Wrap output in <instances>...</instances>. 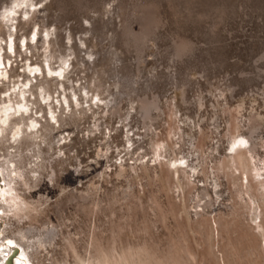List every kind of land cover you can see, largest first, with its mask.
<instances>
[{
  "label": "rangeland",
  "instance_id": "obj_1",
  "mask_svg": "<svg viewBox=\"0 0 264 264\" xmlns=\"http://www.w3.org/2000/svg\"><path fill=\"white\" fill-rule=\"evenodd\" d=\"M10 258L264 264V0H0Z\"/></svg>",
  "mask_w": 264,
  "mask_h": 264
},
{
  "label": "clouds",
  "instance_id": "obj_2",
  "mask_svg": "<svg viewBox=\"0 0 264 264\" xmlns=\"http://www.w3.org/2000/svg\"><path fill=\"white\" fill-rule=\"evenodd\" d=\"M16 176H17L18 179L23 180V177L20 175L19 172L16 173ZM4 181H5V183H4V187L7 189V191H8L9 193H12V194H13V195L11 196V199H18V198L20 197L21 194H20L19 192H17V190H16V188H15V185H14V182H13V180L11 179V175H10V174L6 175L5 178H4ZM45 182H46V181H45ZM27 187H28V186L25 185V188H26V189H27ZM8 199H9V197H8V196H5V200H4L5 214L11 216V215H13L14 213H13L12 211H8V209L11 207V205L8 203Z\"/></svg>",
  "mask_w": 264,
  "mask_h": 264
},
{
  "label": "bare ground",
  "instance_id": "obj_3",
  "mask_svg": "<svg viewBox=\"0 0 264 264\" xmlns=\"http://www.w3.org/2000/svg\"><path fill=\"white\" fill-rule=\"evenodd\" d=\"M181 50H182V49H181ZM235 139H236V138H235ZM238 139H239V138H238ZM241 139H242V138H241ZM243 139H244V138H243ZM233 141H234V140H233ZM243 141H244V140H243ZM245 141H246V139H245ZM245 141H244V142H245ZM233 143H234V144H233ZM233 143H232V146H233L232 151L235 152V154L238 155V154L243 150V149L240 150V148H242L241 145H242L243 142L240 141V140H236V141H234ZM245 143H246V142H245ZM245 143H244V144H245ZM235 154H232V155H235ZM241 154H242V153H241ZM178 161H179V160H178ZM174 164L176 165V163H174ZM172 167H173V166H172ZM25 235H27V234H24V233H23V236H25ZM15 252H16V253H19L20 250H19L18 248H16V249H15ZM8 263H9V264H14L13 259L10 258V259L8 260Z\"/></svg>",
  "mask_w": 264,
  "mask_h": 264
},
{
  "label": "water",
  "instance_id": "obj_4",
  "mask_svg": "<svg viewBox=\"0 0 264 264\" xmlns=\"http://www.w3.org/2000/svg\"><path fill=\"white\" fill-rule=\"evenodd\" d=\"M15 248H17V247H15ZM7 264H9V263H7Z\"/></svg>",
  "mask_w": 264,
  "mask_h": 264
}]
</instances>
